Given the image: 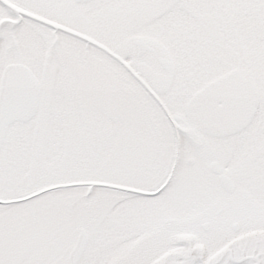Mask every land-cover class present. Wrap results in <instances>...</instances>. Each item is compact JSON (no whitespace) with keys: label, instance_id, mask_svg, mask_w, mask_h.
Wrapping results in <instances>:
<instances>
[{"label":"snow or ice","instance_id":"6c2138e0","mask_svg":"<svg viewBox=\"0 0 264 264\" xmlns=\"http://www.w3.org/2000/svg\"><path fill=\"white\" fill-rule=\"evenodd\" d=\"M0 264H264V0H0Z\"/></svg>","mask_w":264,"mask_h":264}]
</instances>
